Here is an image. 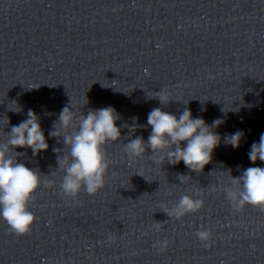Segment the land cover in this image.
<instances>
[{"label":"clouds","instance_id":"1","mask_svg":"<svg viewBox=\"0 0 264 264\" xmlns=\"http://www.w3.org/2000/svg\"><path fill=\"white\" fill-rule=\"evenodd\" d=\"M151 98L158 99L164 106L172 102L168 93L162 89L156 91V95ZM19 109L15 112L22 111L20 107ZM27 117L19 125L12 126L10 132L6 133L7 139L0 142V218L16 236L29 233L35 222L34 213L29 210L35 192L42 182L45 187L51 186L50 181H42L38 170L18 162L17 158L23 154L16 152L17 148H30L33 156H36L49 147L40 125V118L33 110L28 111ZM120 118L111 106L90 109L86 115L82 112L79 116H76L70 106L62 109L49 136L62 138L64 148L69 149L62 159L58 157L57 167L64 173L60 188L65 195L76 197L82 189L89 195H95L104 187L110 164L105 145L121 140V128L116 124ZM223 122L222 119H216L209 126L203 118H193L187 107L178 118L157 107L152 109L147 117V125L151 127L147 141L142 136L129 139L125 143L124 151L129 163L143 158L150 149V156L158 157L153 159V163L163 165L167 161L171 165H177L182 161L191 172L201 174L205 166L212 161L214 149L220 145L221 136L215 129ZM9 123L7 118V125ZM137 127L144 126L134 123L130 132ZM243 136L244 133L238 130L225 136V143L239 148ZM182 142H186V146H182ZM58 150L60 149L55 151ZM12 153H15V156ZM248 157L253 164L257 160L264 162V134H261L258 143L251 145ZM228 171L231 175V170ZM184 176L186 175L178 174L177 178L181 183ZM230 184L232 187L222 190L236 211L242 210L245 205L259 207L264 211V167H248L239 177L231 175ZM203 206V199H194L191 195L184 194L173 207H165L162 212L170 218L180 219L199 211ZM161 224L155 221L152 228L159 231ZM196 236L202 242L210 241L211 231L200 229ZM157 243L160 245V251L166 250V239Z\"/></svg>","mask_w":264,"mask_h":264}]
</instances>
